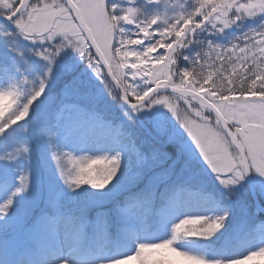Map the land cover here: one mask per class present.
I'll return each mask as SVG.
<instances>
[{
    "label": "rangeland",
    "instance_id": "obj_1",
    "mask_svg": "<svg viewBox=\"0 0 264 264\" xmlns=\"http://www.w3.org/2000/svg\"><path fill=\"white\" fill-rule=\"evenodd\" d=\"M116 2L120 8L129 6L128 0ZM192 2L135 0V6L140 19L164 15L171 21L180 11H191ZM262 19L264 14L249 18L220 35L199 31L191 44L179 50V68L194 67L192 58L205 47L198 41L239 44L240 37L260 28ZM123 28L133 36L137 31L133 24ZM46 46L24 39L11 22L0 21V89L9 88L22 75L33 80V85L23 86L19 106L41 78L46 81L44 94L28 117L0 133V156L21 144L29 149L15 159H0V182L5 181L0 186V204L13 201L7 214L0 213V264H51L66 256L68 264H112L134 254L140 242L170 236L172 225L180 219L225 212L224 227L206 238L208 247L203 238L194 237L187 238L179 250L227 264L231 258L264 247V219L254 218L246 178L226 187L211 165L200 164L203 154H193L198 146L167 106L149 103L140 110L127 109L75 50L65 49L49 65L36 54ZM137 79L138 90L147 87ZM127 82H132L131 73ZM136 119L145 121L148 128L143 130ZM54 152L71 153L82 161L119 154L120 167L103 188L88 184L70 188ZM9 175L14 180H5ZM251 175L264 205V176L255 170ZM21 176L29 181L28 187L13 196ZM192 181L196 187L190 186ZM159 251L167 253L170 264L180 259L170 249ZM260 258L246 264H259Z\"/></svg>",
    "mask_w": 264,
    "mask_h": 264
},
{
    "label": "snow or ice",
    "instance_id": "obj_2",
    "mask_svg": "<svg viewBox=\"0 0 264 264\" xmlns=\"http://www.w3.org/2000/svg\"><path fill=\"white\" fill-rule=\"evenodd\" d=\"M147 2L158 4L160 0ZM248 2L233 0L229 19ZM128 5L119 7L118 11L113 7L109 13L101 0H0V17L11 22L24 39L47 45L36 54L49 65L65 49L75 50L115 92L113 98L127 103L132 110H140L149 103L167 106L226 187L235 183L233 173L240 175L237 168L241 164L245 170H255L264 176V28L245 34L243 41L231 45L230 50L209 46L202 55L192 58L194 67L177 73L178 51L191 44V37L214 19L215 9L219 7L216 0H193L191 11H180L171 21L164 15L140 19L135 0H128ZM123 24H133L137 31L133 36L124 29L117 41L116 29ZM3 34L11 35L10 32ZM158 49L161 51L157 52ZM129 73L131 83L127 82ZM138 77L147 87L138 90ZM33 84V80L22 75L9 88L0 89V95L14 102L0 117V133L25 120L34 102L44 94L46 81L41 78L25 102L18 106L23 86ZM169 88L178 95L173 98L160 94L161 89ZM173 99L182 103H175ZM28 151L21 144L0 159H15ZM54 159L70 188L85 184L81 173L90 163L115 159L120 164L119 154L82 161L71 153L54 152ZM98 171L101 176H108L105 168ZM19 180L20 187L13 196L28 187L29 181L24 176ZM12 203L9 199L0 204V213L7 214ZM142 251L143 245H139L134 254L116 259L112 264L138 260ZM258 257H264V247L228 264H246ZM51 264H68V261L56 258ZM206 264L223 262L206 261Z\"/></svg>",
    "mask_w": 264,
    "mask_h": 264
},
{
    "label": "clouds",
    "instance_id": "obj_3",
    "mask_svg": "<svg viewBox=\"0 0 264 264\" xmlns=\"http://www.w3.org/2000/svg\"><path fill=\"white\" fill-rule=\"evenodd\" d=\"M216 2L219 7L215 9L216 15L214 19L212 21H209V25L207 27L201 28V32L207 31L216 35H220L225 33L226 29H230L233 26L240 27L243 22L249 18H255L264 14V0H249L247 4L241 5V7L236 10V13L232 16L231 19H229V12L231 11V8L233 6V0H216ZM101 3L106 5V10L109 13L112 12L113 7H116L117 11L119 9L116 0H101ZM241 12H243V16L240 15ZM200 23L202 24L203 21H201ZM218 25L221 26L218 27ZM197 27H200V24H197ZM260 28H264V19H262L260 22ZM123 30V25L117 27V41L119 40L120 33ZM244 38L245 36H242L239 39L242 42ZM198 42L201 45H205V47H203L202 50L197 53L200 55L207 51L209 46L211 45H214L216 47L228 48L230 50L231 45L237 44L233 42L230 45H220L214 44L211 40H200ZM187 46L188 45L186 44L184 48H186ZM180 55L181 54L178 51L176 61H178ZM175 71L177 73L181 71L177 63L175 65ZM32 102L33 101H28L29 104H31ZM13 103L14 102L10 97L0 95V117L4 115L5 110L10 108ZM236 159L238 160V158ZM207 163L209 164L208 161ZM119 167L120 164H118L115 159L104 161L102 163H90L82 171L81 177L85 180V184L91 185L93 188H103L113 179ZM101 168H105V170L108 171V176L100 175L98 170ZM237 170L240 172V175L235 176V173H233V176L235 177V183H233L232 185L239 184L240 181H242L248 175V173L252 171L251 169L245 170L242 164L238 166ZM227 218L228 214L227 212H225L221 215H216L213 217H209L206 215H192L180 219L179 222L172 225L170 236L152 242H140L138 244V246L143 245V251L140 253V258L138 259L139 264H161V262L159 261H149V257H151L153 253L159 251L162 248L170 249L180 257L177 264H206L207 260H205L201 256L190 254L188 251L179 250L180 245L187 238H207L212 236L224 227Z\"/></svg>",
    "mask_w": 264,
    "mask_h": 264
},
{
    "label": "water",
    "instance_id": "obj_4",
    "mask_svg": "<svg viewBox=\"0 0 264 264\" xmlns=\"http://www.w3.org/2000/svg\"><path fill=\"white\" fill-rule=\"evenodd\" d=\"M0 21H4V22H6L7 20L4 19L3 17H0ZM105 70H106V69H105ZM160 92H171V88H169V89H161ZM171 93H172V92H171ZM120 101H121V103H122L126 108L131 109L130 106H129L127 103L123 102L122 100H120ZM137 120H138V123L141 125V127H142L143 129H147V128H148V126L146 125V123H145L142 119H137ZM192 152H193L194 154H196V155H200V154H201V152H200V150H199L198 147L195 148ZM200 162H201L202 165H206V164H208L207 161L204 160V159H202ZM250 177H251V174H250V172H249L248 175H247L245 178H247L248 184H249V186H250L251 195H252V198H251V199H253L254 208H255L256 211H258V212L264 214V207H262V206L260 205L259 201H258V198H257V197H258V196H257V192H256V189H255V187H254V185H253L252 178H250Z\"/></svg>",
    "mask_w": 264,
    "mask_h": 264
},
{
    "label": "trees",
    "instance_id": "obj_5",
    "mask_svg": "<svg viewBox=\"0 0 264 264\" xmlns=\"http://www.w3.org/2000/svg\"><path fill=\"white\" fill-rule=\"evenodd\" d=\"M8 178H11L10 176L8 177ZM194 184H196V183H193V181H192V183H191V186H196V185H194ZM249 196V195H248ZM234 198V197H233ZM254 218L255 219H263L264 218V215H261V214H256L255 216H254ZM202 242H203V244L206 246V247H208L209 246V240L208 239H206V238H203L202 240H201ZM166 254L165 253H160V252H155V253H153V255L150 257V261H159V262H161V264H170L169 262H168V260L166 259ZM231 260H233V259H231ZM231 260H228V261H231ZM259 260V264H262V263H264V257H261L260 259H258ZM249 261H247L246 263H248ZM227 264H228V262H227Z\"/></svg>",
    "mask_w": 264,
    "mask_h": 264
},
{
    "label": "bare ground",
    "instance_id": "obj_6",
    "mask_svg": "<svg viewBox=\"0 0 264 264\" xmlns=\"http://www.w3.org/2000/svg\"><path fill=\"white\" fill-rule=\"evenodd\" d=\"M183 196H181V198H182ZM181 198H179L178 200H180ZM188 203L187 204H189L190 202L189 201H187ZM73 251H75V250H73ZM63 259V258H62ZM65 260H69V256H66L65 258H64Z\"/></svg>",
    "mask_w": 264,
    "mask_h": 264
}]
</instances>
